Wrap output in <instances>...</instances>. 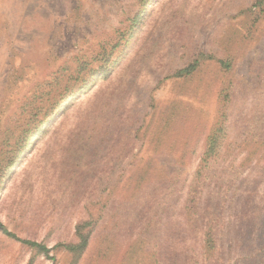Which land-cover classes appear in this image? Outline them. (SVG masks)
<instances>
[{
    "label": "rangeland",
    "instance_id": "obj_1",
    "mask_svg": "<svg viewBox=\"0 0 264 264\" xmlns=\"http://www.w3.org/2000/svg\"><path fill=\"white\" fill-rule=\"evenodd\" d=\"M0 222L50 248L0 264H264V0H0Z\"/></svg>",
    "mask_w": 264,
    "mask_h": 264
},
{
    "label": "trees",
    "instance_id": "obj_2",
    "mask_svg": "<svg viewBox=\"0 0 264 264\" xmlns=\"http://www.w3.org/2000/svg\"><path fill=\"white\" fill-rule=\"evenodd\" d=\"M28 144V143H27ZM0 231L3 232L4 234L11 236L21 242H23L24 244H28L31 245L33 247H36L37 249H39L41 252L44 253H49L50 248H48L46 245L42 244V243H38L36 241H31V240H25V239H20L15 233H13L12 231H10L3 223L0 222ZM86 245V240H84V242L81 245H63L64 247L74 251L77 250L80 247H84Z\"/></svg>",
    "mask_w": 264,
    "mask_h": 264
}]
</instances>
